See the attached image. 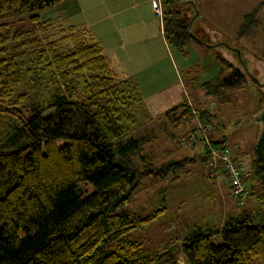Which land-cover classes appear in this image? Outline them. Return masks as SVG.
I'll list each match as a JSON object with an SVG mask.
<instances>
[{"label":"trees","instance_id":"16d2710c","mask_svg":"<svg viewBox=\"0 0 264 264\" xmlns=\"http://www.w3.org/2000/svg\"><path fill=\"white\" fill-rule=\"evenodd\" d=\"M62 1L0 0V264H264V175L257 157L250 163L256 180L246 204L221 225L190 226L179 248L185 263L172 244L157 250L137 241L116 243L166 210L144 216L119 211L143 189V180L176 179L193 157L159 165L146 159L150 139L132 134L141 103L137 82L118 76L88 29L69 25L61 38L73 42L62 52L57 41L43 40L40 12ZM161 3L168 45L183 57L193 42L217 50L219 70L200 84L203 97L229 104L232 92L254 83L248 71L264 92V58L226 43L206 21L204 35L193 31L200 16L193 1ZM263 7L259 0L242 15L238 37L257 28L264 35ZM26 13L30 28L7 22ZM38 83L48 88V98L28 102L29 88ZM263 109L264 98L247 120L258 126L255 142ZM193 110L183 100L163 114L172 143L195 129ZM195 111L201 121L218 119L208 106ZM210 138L216 148L227 142L221 132ZM87 183L93 186L89 192L81 186Z\"/></svg>","mask_w":264,"mask_h":264},{"label":"rangeland","instance_id":"374dc122","mask_svg":"<svg viewBox=\"0 0 264 264\" xmlns=\"http://www.w3.org/2000/svg\"><path fill=\"white\" fill-rule=\"evenodd\" d=\"M71 1L63 0L55 7L40 12L42 29H40L39 34L45 42L57 41L56 47L60 52L64 51L69 45L71 46L73 42V40H63L61 38L68 34L67 27L69 25L63 21V14H65L66 7ZM191 1L197 6L198 14L201 11L207 12L206 15L202 13L193 23V31L199 35H204L202 25L199 23L200 26H198V20L201 17V20L207 21L210 24L209 26L212 27L211 24L214 22L213 18L215 17L216 20L222 21V28L227 31V36L224 39L226 43L233 47H243V44L247 43V39L251 35V38H249H254L250 45L254 47L252 52L264 58V39H262L263 36L259 28L254 29L250 35L241 37L236 35L243 13L248 12L259 0ZM217 7L227 11L228 20L226 16L223 19L216 17L214 11ZM156 8L158 11H162V3L159 0H151V9L156 17V24L151 22L150 30L155 32L158 27L163 33V13H157ZM142 11L145 17L151 19L150 7L146 2L142 5ZM259 16L263 20L264 12L261 11ZM7 22L14 27L30 28L33 25L29 21L28 13L15 16L8 19ZM149 42L155 44L156 56L160 60L158 63L159 70L161 71L164 68L166 71L167 66L165 65L168 64L169 60L166 59L164 47L161 46L158 38H150ZM191 44L193 50L189 58L191 62L189 71H178L176 75L169 71L168 76H165V79L169 78L170 81V85L166 90L151 91L149 90L150 86L145 83L147 78L144 80L142 93L139 92L141 103L137 104L135 120L136 124L143 125L136 128L132 134L150 139V143L145 147L146 159L153 161L156 165L169 159H181L185 156H192L193 160L185 164L176 179L153 181L146 178L143 180V189L133 194L130 202L119 211L144 216L160 207H165L166 210L152 222L131 230L116 241V243L137 241L146 248L157 250H162L165 246L172 244L176 249L177 259L180 263H185L184 256L179 249L180 241L190 226L195 223L213 224V222L220 221L225 216L237 214L239 208L236 209L232 199L234 197L231 195L229 188H225V191L222 188L224 184L228 187L226 180L209 174L207 169L208 155L206 153L200 154L198 152L197 154L194 147H183L180 142L176 145L165 136L163 128L167 123L163 111L178 104L186 96L193 109L203 105L211 108L218 116V119L213 121L221 124L223 132L227 135L226 144L236 147L235 149L241 152L243 160L249 164L250 183H253L256 179L250 163L256 157L254 147L258 126L255 123H248L247 120L253 117V114L260 108V101L264 98L263 90L250 81L245 89L230 94L231 100L227 105H222L215 99L203 97L201 89L197 87H200L203 81L217 75L218 64L214 54L217 50L201 46L195 42ZM23 61L29 63V54L23 58ZM19 90L26 91L23 88H19ZM48 96V88H44L43 84L38 83L33 88H29L27 100L28 102H37L42 99L46 100ZM193 96L197 98V102H194L195 98ZM81 186L86 192L93 189L90 183ZM214 242H220V238L214 237ZM160 264H163V262Z\"/></svg>","mask_w":264,"mask_h":264},{"label":"crops","instance_id":"0c3cea01","mask_svg":"<svg viewBox=\"0 0 264 264\" xmlns=\"http://www.w3.org/2000/svg\"><path fill=\"white\" fill-rule=\"evenodd\" d=\"M144 2L150 7L151 19L143 15L142 5ZM263 10L264 7L260 12H264ZM214 12L216 17L223 19L226 16L228 20V13L222 8L217 7ZM64 13L63 21L67 25L86 28L93 34L94 38L102 46L104 54L110 59L118 76L135 79L139 92H141L146 78L147 81L145 83L150 86L149 90L155 92L164 91L170 85L169 78L165 79L169 71L176 75L178 71L184 70L188 72L190 69L191 62L189 58L193 50L191 43L188 45V57H183L174 47L166 43L163 33L158 27L157 31L151 32L150 23L156 24V17L151 9V0H72L67 5ZM202 13L206 15L207 12L201 11L200 15ZM203 21L205 20H201L200 17L197 22L198 26L202 25ZM213 21L211 25L219 30L223 35V39H225L227 31L222 28V21L216 20L215 17ZM262 36V39H264L263 33ZM249 37L251 38V35ZM249 37L242 48L252 51L254 47L250 45L254 38L250 39ZM150 38H158L159 43L165 49L166 59L168 58L167 60H169V62L167 61L168 64L165 65L167 66L166 71L164 68L161 71L158 68L160 60L156 56L155 44L149 42ZM197 88L200 89V87ZM188 94L190 93L188 92ZM186 97L183 100H187ZM193 97L195 98V96ZM187 101L188 103L190 102L189 100ZM194 101L197 102V98ZM141 125L143 124H137L136 128L141 127ZM165 128L166 126H164L163 130ZM220 132L224 133L222 128L215 135L220 134ZM246 164L247 166L249 165L247 162ZM222 188L225 191V188L229 187L224 184ZM232 199L236 209L238 207L240 211L242 206L234 198ZM225 218L218 219L220 221L213 222V224H205L221 225Z\"/></svg>","mask_w":264,"mask_h":264},{"label":"built area","instance_id":"2783aa9c","mask_svg":"<svg viewBox=\"0 0 264 264\" xmlns=\"http://www.w3.org/2000/svg\"><path fill=\"white\" fill-rule=\"evenodd\" d=\"M161 3V0H159ZM155 7H157L155 5ZM157 10V8H156ZM162 11H158L160 14ZM190 105H192L189 102ZM194 111L196 126L180 138L181 146L195 148L203 154H207V169L211 176L222 177L226 180L231 195L240 205H245L250 193V175L246 161L241 157V152L234 147L225 144L216 148L211 143L210 135H215L221 125L214 121H201L198 113ZM207 150V152H206Z\"/></svg>","mask_w":264,"mask_h":264},{"label":"water","instance_id":"95a60500","mask_svg":"<svg viewBox=\"0 0 264 264\" xmlns=\"http://www.w3.org/2000/svg\"><path fill=\"white\" fill-rule=\"evenodd\" d=\"M190 2L192 1L190 0ZM195 14L197 15L198 11H196ZM237 54L238 56L240 55V52L238 50H237ZM248 76L251 79V81H253L254 83L261 84L258 81V79L249 71H248ZM258 119L260 121V124H262V128L256 139L254 150H255L256 157L259 160V163L263 171V175H264V109L261 111L260 114H258Z\"/></svg>","mask_w":264,"mask_h":264}]
</instances>
